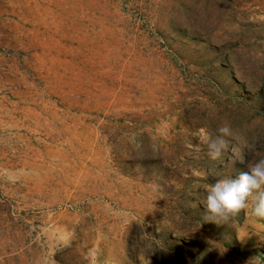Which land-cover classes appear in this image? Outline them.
<instances>
[{
	"label": "rangeland",
	"instance_id": "rangeland-1",
	"mask_svg": "<svg viewBox=\"0 0 264 264\" xmlns=\"http://www.w3.org/2000/svg\"><path fill=\"white\" fill-rule=\"evenodd\" d=\"M261 159L264 0H0V264H264Z\"/></svg>",
	"mask_w": 264,
	"mask_h": 264
},
{
	"label": "clouds",
	"instance_id": "clouds-1",
	"mask_svg": "<svg viewBox=\"0 0 264 264\" xmlns=\"http://www.w3.org/2000/svg\"><path fill=\"white\" fill-rule=\"evenodd\" d=\"M218 135L205 134L203 142L212 160H219L229 148L232 135L229 125H223ZM252 202V215L264 218V159L254 163L236 177L218 179L210 186L206 197L205 220L228 222Z\"/></svg>",
	"mask_w": 264,
	"mask_h": 264
}]
</instances>
